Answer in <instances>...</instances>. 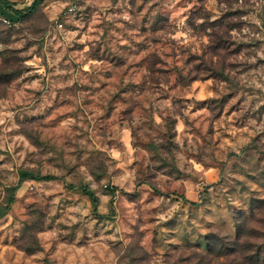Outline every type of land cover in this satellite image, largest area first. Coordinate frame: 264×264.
<instances>
[{
	"label": "rangeland",
	"instance_id": "374dc122",
	"mask_svg": "<svg viewBox=\"0 0 264 264\" xmlns=\"http://www.w3.org/2000/svg\"><path fill=\"white\" fill-rule=\"evenodd\" d=\"M0 211V264L264 259V0L0 4Z\"/></svg>",
	"mask_w": 264,
	"mask_h": 264
},
{
	"label": "trees",
	"instance_id": "16d2710c",
	"mask_svg": "<svg viewBox=\"0 0 264 264\" xmlns=\"http://www.w3.org/2000/svg\"><path fill=\"white\" fill-rule=\"evenodd\" d=\"M42 2L43 0H34L30 5H27L26 7L19 9L15 6V3L11 0H0V4H2L6 9L12 11L18 18H24L28 14L34 12ZM84 192L92 199L93 204H96L97 197L95 193L89 189H84ZM240 263L241 264H264V259H242ZM127 264H137V263H127Z\"/></svg>",
	"mask_w": 264,
	"mask_h": 264
}]
</instances>
